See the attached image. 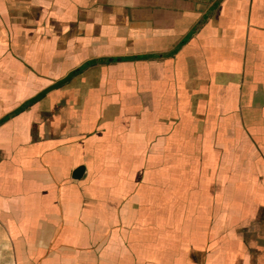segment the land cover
<instances>
[{
  "label": "crops",
  "instance_id": "1",
  "mask_svg": "<svg viewBox=\"0 0 264 264\" xmlns=\"http://www.w3.org/2000/svg\"><path fill=\"white\" fill-rule=\"evenodd\" d=\"M0 264H264V0H0Z\"/></svg>",
  "mask_w": 264,
  "mask_h": 264
}]
</instances>
